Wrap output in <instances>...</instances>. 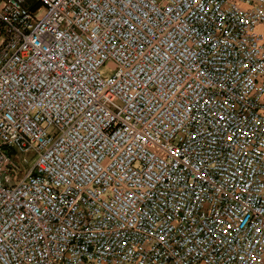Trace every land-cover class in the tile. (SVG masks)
Wrapping results in <instances>:
<instances>
[{
  "label": "built area",
  "instance_id": "2783aa9c",
  "mask_svg": "<svg viewBox=\"0 0 264 264\" xmlns=\"http://www.w3.org/2000/svg\"><path fill=\"white\" fill-rule=\"evenodd\" d=\"M0 264H264V0H0Z\"/></svg>",
  "mask_w": 264,
  "mask_h": 264
},
{
  "label": "rangeland",
  "instance_id": "374dc122",
  "mask_svg": "<svg viewBox=\"0 0 264 264\" xmlns=\"http://www.w3.org/2000/svg\"><path fill=\"white\" fill-rule=\"evenodd\" d=\"M29 1H32V0H29ZM103 73H104V75L108 74V72H106V71H104Z\"/></svg>",
  "mask_w": 264,
  "mask_h": 264
}]
</instances>
